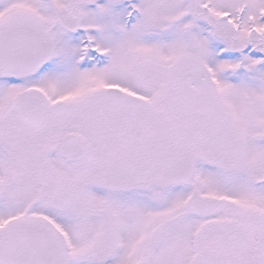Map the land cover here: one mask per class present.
<instances>
[{"label":"snow or ice","instance_id":"snow-or-ice-1","mask_svg":"<svg viewBox=\"0 0 264 264\" xmlns=\"http://www.w3.org/2000/svg\"><path fill=\"white\" fill-rule=\"evenodd\" d=\"M0 264H264V0H0Z\"/></svg>","mask_w":264,"mask_h":264}]
</instances>
